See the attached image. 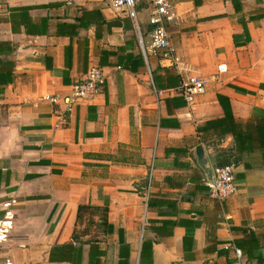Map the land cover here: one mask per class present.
I'll list each match as a JSON object with an SVG mask.
<instances>
[{
    "label": "crops",
    "instance_id": "crops-1",
    "mask_svg": "<svg viewBox=\"0 0 264 264\" xmlns=\"http://www.w3.org/2000/svg\"><path fill=\"white\" fill-rule=\"evenodd\" d=\"M145 6L138 32L150 41ZM175 13L170 43L206 82L190 104L175 67L144 57L125 12L102 0H0V66L12 63L0 75V215L17 200L0 264H264V150L242 153L222 203L195 154L201 145L213 168L233 146L197 131L222 116L217 95L236 121L264 119V0H176ZM139 53L145 65L127 68ZM92 67L102 91L60 113L47 97ZM232 227L254 233L262 260L234 254L243 231Z\"/></svg>",
    "mask_w": 264,
    "mask_h": 264
},
{
    "label": "built area",
    "instance_id": "built-area-1",
    "mask_svg": "<svg viewBox=\"0 0 264 264\" xmlns=\"http://www.w3.org/2000/svg\"><path fill=\"white\" fill-rule=\"evenodd\" d=\"M108 7L116 12H125V14L134 23L138 31V5L142 0H102ZM146 3L148 12V22L151 26L149 31V44L145 48L139 41L141 50L146 58V53L150 52L159 57L160 61H166L170 66L175 67L180 79L176 86V92L181 95L186 103L190 104L194 99L205 92V79L195 72H191L177 55L174 46L170 43L167 25L176 18L175 6L176 0H143ZM105 84V74L99 67H92L86 75L71 85L69 94L58 97L50 95L47 99L55 105L60 106V113L72 111L75 106L81 102L91 101L99 92L102 91ZM213 183L207 182L209 195L222 203L231 197L236 191L234 182L235 165L233 163L213 166ZM153 165L150 164L147 175V184L144 192L141 193L146 202L151 195ZM17 203L15 198H10L5 204L0 215V246L8 239L12 227V206ZM144 224V222H143ZM234 254L242 257L241 249L235 245L231 246Z\"/></svg>",
    "mask_w": 264,
    "mask_h": 264
},
{
    "label": "trees",
    "instance_id": "trees-1",
    "mask_svg": "<svg viewBox=\"0 0 264 264\" xmlns=\"http://www.w3.org/2000/svg\"><path fill=\"white\" fill-rule=\"evenodd\" d=\"M193 2L195 5H198L201 3V0H193ZM135 60V64L131 63V65H127V68L135 71L139 66L145 65L142 53L136 54ZM11 66L12 63H6L5 67L0 66V75H8L9 73L10 76ZM217 99L223 109L222 116L206 120L197 127V131L201 134L203 141H208L213 137L220 140L227 134L233 139L232 147L222 148L216 153L214 166L230 163L235 165L240 160L243 152H251L255 149L264 150V119L255 120L254 118H249L244 122H238L231 112L228 99L220 94L217 95ZM206 187L208 188L207 185ZM232 228L243 231V237L234 241L242 253L247 256L251 253L253 256H256L257 260H262L259 254L252 253L254 248L257 247L254 233L242 227Z\"/></svg>",
    "mask_w": 264,
    "mask_h": 264
},
{
    "label": "water",
    "instance_id": "water-1",
    "mask_svg": "<svg viewBox=\"0 0 264 264\" xmlns=\"http://www.w3.org/2000/svg\"><path fill=\"white\" fill-rule=\"evenodd\" d=\"M195 154L197 157V162L198 165L203 169L204 174H205V179L207 182L213 183L214 181V177H213V170H212V166L209 163L204 149L201 145H197L195 147Z\"/></svg>",
    "mask_w": 264,
    "mask_h": 264
},
{
    "label": "rangeland",
    "instance_id": "rangeland-1",
    "mask_svg": "<svg viewBox=\"0 0 264 264\" xmlns=\"http://www.w3.org/2000/svg\"><path fill=\"white\" fill-rule=\"evenodd\" d=\"M144 4V1L142 0L141 2H140V6H142ZM138 32V31H137ZM138 36H139V32H138V34H137ZM139 38V37H138ZM141 41H142V44H143V46L145 47V48H147V46H148V44H149V41L146 39V33H143V35H142V33H141Z\"/></svg>",
    "mask_w": 264,
    "mask_h": 264
}]
</instances>
